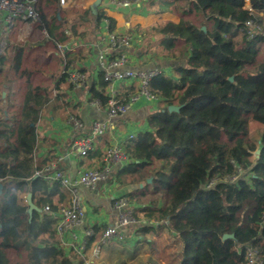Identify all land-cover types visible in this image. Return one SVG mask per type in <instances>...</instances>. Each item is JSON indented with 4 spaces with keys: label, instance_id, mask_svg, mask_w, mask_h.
Returning a JSON list of instances; mask_svg holds the SVG:
<instances>
[{
    "label": "trees",
    "instance_id": "16d2710c",
    "mask_svg": "<svg viewBox=\"0 0 264 264\" xmlns=\"http://www.w3.org/2000/svg\"><path fill=\"white\" fill-rule=\"evenodd\" d=\"M145 4L149 13L180 18L151 31L167 55L182 64L172 75L151 80L150 92L160 106L146 115L150 130L127 145L132 161L115 173L118 185L139 186L123 198L137 220L130 229L146 246L141 251L150 253L143 264H247L248 249L264 259V0H251L252 12L243 0ZM36 10L40 20L34 23L47 41L55 48L70 46L59 48L62 72L50 77L60 103L59 97H68L62 85L80 56L69 43L94 45L104 24L116 34V20L101 4L94 10L63 9L60 0H37ZM249 21L257 26L252 39ZM124 52L119 48L111 59ZM4 63L0 56V76ZM20 65L18 56L13 69L26 79L23 93L17 99L8 86L0 110V264H76L57 239L55 220L43 212L46 206L58 209L54 198L64 199L62 188L35 174L41 113L55 102L50 87L33 86L32 72ZM107 87L102 73L97 81L88 80V101L99 100L106 110ZM136 89L124 88L118 99L127 101ZM171 106L178 110L170 111ZM28 194L39 209L32 215L24 199ZM137 250L126 258L124 250H114L108 264H140Z\"/></svg>",
    "mask_w": 264,
    "mask_h": 264
},
{
    "label": "crops",
    "instance_id": "0c3cea01",
    "mask_svg": "<svg viewBox=\"0 0 264 264\" xmlns=\"http://www.w3.org/2000/svg\"><path fill=\"white\" fill-rule=\"evenodd\" d=\"M71 1L73 0H67V5ZM75 1L77 2L76 6L82 9L94 10L95 6L98 7L101 4V7L105 9L107 15L116 20V33L127 34L133 38L136 47L132 48L130 52L133 56V64L136 70L157 69L160 73L172 75L174 66L182 64L167 55L163 50V46L160 44V38L155 36L153 31H151L153 27L162 26L166 22L178 24L180 18L177 15L172 13H149L146 9V4L137 8L118 9L111 5L110 0H102L100 2H98V0ZM28 23L34 22L17 21L11 29L12 32L10 34H12L14 30L23 33V35L26 34L27 32H25V30H28ZM4 31L5 29L0 27V33ZM103 33L106 34L105 31H103ZM9 38H11V36ZM9 38L0 40V56L4 57L5 61L3 65L4 70L8 63L4 49H7ZM69 44L73 47V51H79L80 53L79 60L76 62V67L86 73L89 81L91 79L97 81L99 75L96 56L97 51L94 49L93 44L82 40L75 41L74 39ZM14 52L17 54L15 57L20 56L21 59V49H18V52ZM2 79L5 78L2 77L1 80ZM1 80L0 94L1 100L3 101L0 105H3V107L0 106V110L5 107L4 100L7 95L5 89L8 87L6 80L4 82H1ZM135 84L136 83H122L118 85L117 90L119 95L123 93L124 88L132 86L137 88ZM66 93L69 96V105L67 103L66 105L53 103L50 105L49 109H44L48 110L50 113L49 116L45 118V115L42 114L43 112L41 113V120L38 124L40 146L36 154L37 161L35 166L36 168L41 167L43 162H47L46 164L52 162L56 163L59 170L74 180H77L84 170L101 167L105 151L108 147L116 143H121L127 147L132 141L129 140L130 135H134L136 138L140 133L146 132V129L149 127L146 121L147 113L154 109H158L161 103L160 99H158L156 103L141 101L125 116L119 119H109L107 111L104 108L98 110L92 106V102L88 101L89 95L86 89L75 92L72 90L70 92L68 90ZM70 107L74 109L69 111ZM63 109L67 110L66 113L72 112L73 115H76L83 121L86 133L91 130L93 123L96 121L107 122L109 125V130L106 135L95 140L93 150L86 158H79L77 153L72 149L73 141L79 133L67 124V119L62 113ZM1 116L0 112V117ZM115 180L116 175L114 174L109 180L102 182L95 191L80 188V193L88 212L86 227L100 229L99 232H96L98 235L109 225L115 224L117 214L113 209V203L115 200L123 198V196L129 192L127 189L130 185L120 186ZM47 181L53 182L52 180ZM61 188L64 199L62 200L60 195L54 198V203L58 205V208L66 206L70 197L66 188L62 186ZM56 225L57 222L55 220V230ZM129 230L126 232L125 241L127 240L130 244H133L136 241L142 240H138L135 231ZM57 239L59 240L58 235ZM59 242L66 254L76 257V264H86L85 259L88 258H83L74 254L72 251H69L67 247H64L60 240ZM107 248L108 246L103 248L102 254Z\"/></svg>",
    "mask_w": 264,
    "mask_h": 264
},
{
    "label": "built area",
    "instance_id": "2783aa9c",
    "mask_svg": "<svg viewBox=\"0 0 264 264\" xmlns=\"http://www.w3.org/2000/svg\"><path fill=\"white\" fill-rule=\"evenodd\" d=\"M67 0H60V5L65 6ZM146 0H110L112 6L118 9L137 8L145 4ZM37 0H0V27L2 29H12L17 21L38 22L39 14L36 10ZM245 8L253 11L251 0H243ZM248 38L254 37V30L257 26L247 22ZM105 31L106 34L103 33ZM45 33V31H43ZM69 34V32H67ZM134 46L133 38L130 35L107 32L106 24L103 27L100 39L93 45L96 49L99 73H102L104 80L108 83L106 89L110 97L107 106L109 119H119L125 116L136 104L141 101L156 103L158 98L150 92L151 80L160 74L157 69L136 70L131 50ZM69 46H59L60 50H66ZM125 49L119 57L111 59L113 53L118 49ZM88 77L80 68L76 67L71 71L68 78V85L72 91H83L86 89ZM122 83H136L137 92L127 101L118 99L117 86ZM98 110L103 106L99 100L92 103ZM155 110V109H154ZM67 124L79 133L73 141L72 149L79 158H86L93 150L94 142L97 138L103 137L109 130L107 122L96 121L91 130L86 133L85 125L76 115L69 114ZM150 130L149 127L146 131ZM134 135L129 136L133 140ZM132 159L126 151L125 145L121 143L108 147L103 157L102 166L95 169L84 170L77 180L63 173L58 169L56 163H48L44 167H38L36 176H41L45 180L58 182L69 192V202L66 206L58 208L56 211L46 206L43 211L56 220V233L64 247L74 254L88 258L86 264H92L99 259L103 252V245L106 242L124 241L126 232L137 220L134 211L126 198H119L114 201L113 209L116 212V222L109 225L99 235L95 229L87 228V209L80 193V188L95 191L104 181L114 176L117 170L128 165ZM25 203L27 204L26 196ZM154 222V221H153ZM96 239L93 241L92 239ZM247 264H264V259L254 249H248L246 253Z\"/></svg>",
    "mask_w": 264,
    "mask_h": 264
},
{
    "label": "rangeland",
    "instance_id": "374dc122",
    "mask_svg": "<svg viewBox=\"0 0 264 264\" xmlns=\"http://www.w3.org/2000/svg\"><path fill=\"white\" fill-rule=\"evenodd\" d=\"M77 2L75 0L71 1L67 5L63 6V9H72L76 8L78 6ZM61 6V5H60ZM62 7V6H61ZM81 8V7H80ZM63 15V14H61ZM64 26L61 27V29ZM67 29V28H65ZM69 30V29H68ZM12 31L11 29H5L3 33H0V40L9 38V43L7 45V49H4V52L6 53V57L8 59V63L5 66V73L4 76H0L1 78L11 79L12 81H6L7 86H10L11 89H13L16 93V98L20 99V96L23 93V87L26 84V79L22 78L21 74L15 75V71L13 69V66L15 64V55H17L14 51L18 52V49H21V65L20 69L30 71L32 72V80L30 81L33 86L40 85L43 88L50 87L49 95L52 98V101L56 102V95L53 91V85L55 83L54 80H52L50 77L52 74L56 73L58 76L62 72V64L65 60L64 55L62 52H59V48H55L54 44L47 41V37L43 30H41L35 23H28V30L26 29V34L23 35V33H20L19 31H15L10 34ZM24 32V31H23ZM136 47V45L133 46V48ZM5 79H2L1 82H4ZM54 81V82H53ZM68 83L62 85V91L66 93L68 91ZM68 95V94H67ZM60 99L58 102L59 104H65L69 101L68 97H59ZM3 107V105H0ZM62 107V106H61ZM74 108H69L70 110H73ZM67 110L63 109V115L65 118H68L69 114H73L72 112L66 113ZM42 114L45 115V118L50 115L48 110H42ZM48 112V113H47ZM251 137L254 141H259V134L257 132H253L251 134ZM152 181V179H151ZM138 185H130L128 187V193H131L133 191H136ZM132 229V228H131ZM131 229L129 231H131ZM128 238V237H127ZM158 242L161 241V239L158 240ZM139 240V238H138ZM139 243V244H138ZM138 244V245H137ZM137 245V246H136ZM104 247L108 246L107 249H105L104 253L101 255L99 259L93 262V264H108V256L114 251V250H124L126 258V253L131 255L133 253L132 250L138 249L139 254L137 258H139L138 261H141L143 264L147 261V257L150 255L148 252H142L141 250L146 249L145 245H141V243L138 241L134 242L133 244H130L127 240L125 241H114V242H106ZM103 247V248H104ZM137 250V251H138Z\"/></svg>",
    "mask_w": 264,
    "mask_h": 264
},
{
    "label": "water",
    "instance_id": "95a60500",
    "mask_svg": "<svg viewBox=\"0 0 264 264\" xmlns=\"http://www.w3.org/2000/svg\"><path fill=\"white\" fill-rule=\"evenodd\" d=\"M100 1H102V0H98V2H100ZM232 80L233 79L230 78V81H232ZM3 96H4V94H3ZM169 110L170 111H176V110H178V107L171 106L169 108ZM150 182H151V179L148 180V183H150ZM0 188H1V185H0ZM26 200H27V204L29 206L28 212H29L30 215H32L33 211H38L39 210L38 207L32 202L30 194H28L26 196ZM227 238H233V235H224L223 239H227Z\"/></svg>",
    "mask_w": 264,
    "mask_h": 264
}]
</instances>
